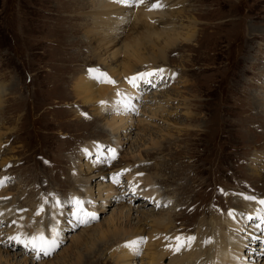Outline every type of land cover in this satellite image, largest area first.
Returning a JSON list of instances; mask_svg holds the SVG:
<instances>
[{"label":"rangeland","instance_id":"rangeland-1","mask_svg":"<svg viewBox=\"0 0 264 264\" xmlns=\"http://www.w3.org/2000/svg\"><path fill=\"white\" fill-rule=\"evenodd\" d=\"M153 1L167 3L159 4L165 14L156 13L158 8L151 6L148 13L152 14L146 12L145 16L148 28L156 29L159 37L146 40L144 45H150L149 49L130 44L131 49L124 51L125 43L146 33V25L141 26L133 15L123 25L115 13L119 22L115 21L113 28L119 36L114 43L99 45L97 38L90 40L84 33L93 29L86 17L95 11L91 0H0V204L4 203L6 211L10 202L15 215L30 219V224L41 227L53 216L61 223H57L60 236L48 238L56 241L48 255L39 256L32 248L8 242L6 247L11 248L2 255L1 264H5L6 256L9 264H24L25 256L27 264L56 262L76 239L79 264H117L118 247L131 237L101 241L94 251L89 245L97 234L88 229L104 231L116 215L119 218L114 222L119 227L122 218L118 202L121 197L131 198L130 183L124 178L130 173L152 183L160 196L171 200L161 201L158 208L150 195H146L145 203L131 202L130 222L136 224V208L144 217L136 228L141 233L139 246L133 245L137 264L140 260L148 264L151 254L163 249L167 252L165 246L174 244L169 228L151 224V213L158 216L168 210L176 235L209 232L206 225L216 222L213 236L217 232L220 238L219 232L225 227L229 233L239 234L241 243L252 242V247L243 246L244 252L230 248L234 254L227 259L236 256L239 260H227L228 264H264V218L247 217L241 203L264 200V107L260 105L264 100V0H127L112 10L124 5L135 7L133 12L138 10L142 15L139 7ZM159 21L167 26L156 28ZM186 33L190 37L185 40ZM173 35L181 38L173 40ZM170 41L174 43L168 47ZM159 48H167L163 60L155 59ZM136 49L141 58L148 59L146 64L140 65L131 56ZM124 65L133 70L132 74L163 72L137 80L133 86L129 80L138 74L122 77ZM168 75L175 77L160 80ZM105 77L115 83L98 79ZM80 79L92 83L86 87L95 91V96L101 86L109 90L103 99L94 98L88 90L78 91ZM119 85H126L124 89L129 85L132 100L115 110L113 93ZM96 112L99 115L95 116ZM126 115L132 116V125L124 139L122 128L113 133L108 125L114 116L117 122L120 118L127 121ZM116 138L121 140L120 149L112 144ZM108 159L110 164H130L118 174L116 188L124 196L114 203L110 200L116 193L104 196L110 176L99 174ZM98 174L103 177L94 176ZM89 175L93 177L85 182ZM74 192L100 200L96 209L92 208L96 219L85 214L88 223L77 224L71 211ZM125 209L122 215L128 211ZM47 213L50 217L45 216ZM230 213L236 217L226 216ZM82 214L79 211L80 217ZM214 215L219 217L213 219ZM2 219L1 236L8 231L7 220ZM220 219L232 222L233 227L228 222L221 224ZM151 231H155L152 236ZM159 235L153 248L152 242ZM82 238L88 246L81 243ZM219 241L225 245L224 238ZM113 242L118 245L111 255L113 251L104 247ZM88 249L94 253L89 255ZM166 259L161 258V263L166 264ZM73 261L76 258L71 257L69 262Z\"/></svg>","mask_w":264,"mask_h":264},{"label":"bare ground","instance_id":"bare-ground-1","mask_svg":"<svg viewBox=\"0 0 264 264\" xmlns=\"http://www.w3.org/2000/svg\"><path fill=\"white\" fill-rule=\"evenodd\" d=\"M91 1H92V4H94V6H95L94 7L95 11L92 14L87 15L86 17L89 18L92 21V26H93L92 28L93 29L88 30V31H86L84 33H85V36H88L90 40H92L93 37L97 38V42H98L99 45H102L101 43H107L108 41L114 43L115 40L117 39V36H119L120 32H118L117 30L114 31V28H113L116 25L115 21H117L116 17L114 16L115 13L118 15V18L119 17L121 18V19L120 18L119 19L122 22L121 24H123V25L125 24V20L128 17H130L131 15H133L134 19L138 18V20L141 21L140 22V23H142L141 26L143 25V23H144V25H146V30H145L146 33H144L142 35H138L135 38H133L132 41H129L128 43H125L123 45V50L124 51L128 50V48H129V50L131 49L129 47L130 44H133V46H131V47H137L138 45H142V48L144 50L149 49L150 45H148L147 47H145V45H144L146 43V40L150 39L151 37H153V38L154 37H156V38L159 37V33H158V31L156 29H149L148 28V24L146 23L147 21L145 20V18H146L145 16L148 13V9L151 6H153V4L164 5V4H167L166 2H155V1H153L152 3H149L148 6H146V5L144 6L143 5V6L139 7L141 9V11H140L139 8H137V9H139L140 12H142V15H140V14H137L138 10H136L137 13L133 12V9L135 7L132 9V8H129V7L126 8L123 5L122 8H120L118 11H113L112 7H115V6L120 5V4H118L117 2H115L116 3L115 4L114 2L109 1V0H91ZM138 2H137V4H138ZM96 3H97V5H96ZM169 6L171 7V5H169ZM157 8H158L157 10H159V11L155 10L156 13L161 14V15L163 13L164 14L166 13V12L160 11V9H161L160 7H157ZM151 14L152 13H150L149 15H151ZM96 22H97V24H96ZM117 22H119V20ZM158 26L159 27L160 26L161 27L167 26V23H165V22L161 23L160 22L155 27L159 29ZM130 27L132 28V26H130ZM56 30H58V29H56ZM104 35H108V37H105ZM172 37H174L173 40L181 38V36H177V35L176 36L173 35ZM189 37H190V35H187V33H186L183 38L186 40ZM173 43L174 42L170 41V42L167 43V46L170 47V45H172ZM64 47H66V46H64ZM87 47H88V45H87ZM59 48L61 50L62 47H59ZM165 49H167V48H165ZM165 49H163V48L160 49L159 48L158 56L156 54L155 59L159 58V59L163 60L164 59ZM65 50H67V49H65ZM67 53H68V51H67ZM131 56L132 57L134 56L136 58V62L139 63L140 65H142V63H144V62L146 64V60H148L146 58H141L137 49L135 51H131ZM70 63H71V61H70ZM127 66L128 65H124L123 66V72H120V75L122 77H125V76L128 77L130 74L133 73V70H131ZM150 67H153V66H150ZM62 70H63V68H62ZM151 72H154V71H151ZM135 74H139V73H135ZM135 74H132L131 76H134ZM78 82H79L78 91L79 92H84L85 90H88V94L91 95V96H94V98L97 97V98L103 99L104 96H102V95L107 90H109V88H103V86H101V87L99 86L100 87L99 88V92L95 96V91H91V90H89L88 87H86V86H89L90 84L92 85L91 82H89L87 79L86 80H81L80 79ZM111 85H108V86H111ZM127 86H128L127 89H124V87H126V85L124 87H122V88H120V85H119V87L116 88L117 92L113 93V95H115V96H113L115 98V100L113 101L112 105L114 104V107L116 108L115 110H118L120 106L123 107L126 103H128V102H130V100H132L131 99L132 98V91L129 89V85H127ZM111 87L114 88V85L111 86ZM116 94H118V95H116ZM123 98H125V99H123ZM88 101L91 102L90 99ZM260 105H261V107H264V100H263V102ZM130 110H132V109L129 108V111ZM262 112L264 114V110H262ZM122 113H126V112L122 111ZM127 114L131 115L130 113H127ZM97 115H99V113L96 112L95 116H97ZM128 115H126L127 117H129L127 121H125L124 118H120V122H117L116 118H118V117L114 116L111 119V123L109 122V125L107 124L108 127L110 128V131H113V133L116 132V130L122 128V131H124V135H123L124 139L128 138L129 132H127V130L129 129L128 127L132 125V119H131L132 116H128ZM123 121H125V122H123ZM107 144H108V147H109V143H107ZM112 144L114 145V148L117 146L118 149H120L121 140L116 138L113 141ZM111 149H113V146L111 147ZM110 163L111 162L109 160L108 162H105L102 165V168H100L101 171H100L99 174H104L105 173V175L107 174V176L104 175V177H103V176H101L99 174L98 175H94V176L95 177L98 176V178L99 177L108 178V175H110V178L111 177L112 178L115 177L116 179H118V177H119L118 174L120 173V171H122L121 174H123L124 170L127 169V167L130 166V164L126 163V162H122L121 163V162L118 161L119 164H114V163L110 164ZM1 165H3V164L1 163ZM124 167H125V169H124ZM92 175H89L88 178H86L84 181L85 182H89L91 180V178L93 177ZM1 178H0V181H1ZM110 178H108L109 179V184L107 185V187H105L104 196L106 195V198H108L113 193H116V197H114V198H112L110 200L111 203L112 202L114 203V201L116 202V199H118V198H120L121 196H124V195L120 194V192H122V191H118V189L116 188V183L113 182L112 178L110 180ZM124 178H126L128 180V182L130 183L129 188H130V192H132V193H130V196L132 198V196L134 195V198L131 199L129 197V198L126 199L125 197H123V198L121 197V201L118 202L119 203L118 206L121 207L119 216H120V218H122V222H119V227H116L114 221L115 220L117 221L118 220L117 218H119L116 215V218H114L113 221H112V219H110L111 222H108L109 225L104 231L103 230L97 231V229L99 227H96L95 229H88L89 231L93 232L92 234H95V233L97 234L96 240L93 241V244L89 245V246H91L92 249H94V248L97 249L96 248V244H98L101 241H103L104 243H108V242H110V240H112L114 238H117V237H123V236L129 237V238L131 237L130 239H127V240L124 239V241L118 247L119 248L118 249V254L119 255L117 257V264H126V263H129L130 260L133 261V263H131V264H137L136 263V257H135V251H136L135 247L133 245H131L130 247L126 246V245H130L131 244L130 242H133V241H135V242L139 241V236L141 237V233H139L136 230V228L144 220V217L142 216V214H141V216L138 215V213H137L138 208H136L135 211H134L136 216H135V219H133V220H136V224L134 225L132 222H130L132 220L131 219V215H130V210H133L131 202L133 200H142V203H143V201L145 203L146 202L145 199H148V197H146V195H150L149 197L153 198L154 206L155 207H157V206L161 207V205H160L161 201L169 202L171 200H165V196H162V195L160 196L159 191H157L154 188L152 183H150L148 181H143L141 179L138 180L137 179L138 177L136 175H134V174H131V173L129 175L125 174ZM79 184H82V181L79 182ZM89 191H90V189H88V191L86 190V193H89ZM128 191L126 193H128ZM134 191H136L137 193L134 192ZM5 193H6V191H5ZM5 193L1 192V194H5ZM78 195L80 197H78V199H76ZM81 195L82 194H79V192L78 193L74 192V196H75L74 200L81 201V204L79 205V209H80L79 211H82L83 214L80 217V219L81 220H88L89 217H87L85 214L95 213L96 211L93 210V209H96L95 204L99 205L101 202H99L100 200H98V201L93 200L92 197L89 196V195H86V196L85 195L81 196ZM84 197H85V199H84ZM81 198H83V199H81ZM104 198H103V201L105 200ZM89 199H91V202L89 201ZM15 200L16 201L14 203L17 202V199H15ZM241 203L244 205V208H245L243 212L246 213V210L248 211V213H246L247 217H250V216L253 215V217L256 220H263V218H264L263 217L264 216V204H261L260 200H258V201L247 200L246 202H241ZM3 204H0V217H1V219H2V217L6 218V220H7L6 223L8 224V227H7L8 231H7L6 234L4 233L5 235L4 234L2 235L3 237L0 235V264H1V260L3 258H5L2 255L4 253L8 254L9 248H11V247H9V248L6 247V244H9L8 242H10V244H13V243L14 244H21L27 249V248H32V247H31L30 244H28L27 247L25 246V244H27L26 240L30 241L33 237H37V236L43 235L46 240L51 241L52 238L48 239L49 237H51V236L55 237L56 235H58V237L60 236L61 223L59 221L55 222V217L54 216H53V218H51V221H49V222L44 221V223H42V225L40 227L37 224H30V219L27 221V220H25V218L22 215H17L16 216L15 215L16 211H14V209L10 206V202H9V209H7L6 211H5V206ZM107 205H109V204H107ZM164 206H165V203H164ZM72 207L74 208V209L73 208L71 209L72 212L78 211V209L75 206V204ZM54 209H56V208L53 206V210ZM124 209L127 212H126V214L122 215ZM153 213H151L152 215H150V216H152V222H151L152 226L159 227V228L160 227L169 228V233H172L171 234V239H173L174 244L165 246V248L168 250L167 252L165 251V249H163V250L157 251L156 253L151 254L149 256L150 261H148V264H162L160 259L164 258V257H167V259L164 260L165 262H167L166 264H228L227 260H231V259H233L234 261L235 260H239V258H237L236 256H232V257H230V259H227L230 254H234L233 252H231L230 248H233V249L236 248L237 251L242 249V252H244V250H243V246L244 245H246V246L249 245V247H252V246H250V244L252 243L251 240H245L244 239L245 243H241L242 240L239 239L240 235L238 234L239 237H237L235 234L229 233L226 230L225 227L223 228L222 232H219L221 234L220 238H218L217 232L213 236V234L215 232V230H213V225L216 227V225H217L216 222H212V223L206 225L205 228L209 229V232L208 231H204L203 232V230L202 231L199 230V231H197L198 233H196V235H194V236H192V235H189V236H186V237L178 236V235L175 234V231H172V229L174 227H172V220L170 218V213L171 212L169 210L166 211L165 213L160 211L159 212L160 215H158V216L153 215ZM155 214H157V213H155ZM229 215H231L233 218L236 217L234 213H230V214H228L226 216H229ZM45 216L50 217V215L48 213L45 214ZM51 217H52V214H51ZM217 217H219V216H215L214 215L213 219L217 218ZM147 218H148V216H147ZM238 218H240V217H238ZM2 221H3V219H2ZM220 222H221V224H225V222H228V220L220 219ZM57 223L60 226H58ZM228 223H231V225H232L231 227H233L232 222H228ZM77 224H84V223H78L77 222ZM94 225H96V224H93L92 226H94ZM199 229H201V227H199ZM155 231L158 232L159 230H155ZM155 231H153V232L151 231L152 233L150 232L151 233L150 236H152ZM13 237H18L21 242L17 243L15 239H11ZM177 237L183 238V240L187 241V244L183 245V247H181L180 251H178V252H176L174 250L176 248L177 244H178V241L176 239ZM188 237H193V238L197 237V238L192 239L191 240V244H189V241L187 240ZM155 238H157V239H154V241L152 242L153 248L157 247V245H156L157 243L155 244V242H157L158 239H160V235L155 237ZM222 238H224L226 246L224 245V243L219 241V240H222ZM83 240H86V239L82 238L81 243L84 244V246H88L87 245V241H83ZM142 240H143V238H141V241ZM183 240H181L180 242L183 243ZM117 245L118 244L115 243V242L109 243L108 245H106L104 247V250H110L111 252L113 250L115 251V249H117ZM135 245L139 246L137 243ZM113 247H115V249ZM218 248H219V250H218ZM254 248L258 250V248H261V246H259L257 248L254 247ZM95 249H94V251H95ZM145 250L146 249L144 248V250L142 251L143 256H144ZM213 250H217L219 253L216 254ZM33 251L35 252V254L38 251L39 256L43 253L42 251H39L38 249H33ZM94 251L91 250V249H88L87 253L90 255V254L94 253ZM114 251L111 253V255H114ZM115 253H116V251H115ZM101 255H102V253H101ZM18 256H20V254ZM71 257L76 258V261H73L72 264H79L81 262V259H80L81 255L79 253V242L77 241V239L74 241L73 246H71L66 252H64L60 257H58L56 259L57 260L56 262H50L49 261V263H41V264H71V262H69L71 260ZM125 258H127V259H125ZM22 259H23L22 263L25 264L27 262V260H28V257L25 256V257H22ZM43 260H41V261H43ZM139 262H140L139 264H145L144 261L142 262L140 260ZM5 264H9V262L7 261V256H6ZM32 264H33V262H32ZM107 264H108V262H107ZM112 264H113V262H112Z\"/></svg>","mask_w":264,"mask_h":264},{"label":"snow or ice","instance_id":"snow-or-ice-1","mask_svg":"<svg viewBox=\"0 0 264 264\" xmlns=\"http://www.w3.org/2000/svg\"><path fill=\"white\" fill-rule=\"evenodd\" d=\"M114 2L126 3L127 0H114ZM133 2H135V0H133ZM159 6H160L159 4H153V8H156V7H159ZM91 71H93V70H90V72ZM162 72H163V70L159 69V70H156V72L141 73V74H138V76L131 78L129 80V83H132L133 86H135V81H137V80H145V78L152 77V76L156 75L157 73H162ZM98 79H100V82L115 83L114 81H111L110 79H107L106 77L105 78H98ZM126 107H130V106L126 105ZM109 151H112L114 153V150L110 149ZM112 158L114 159L115 156L113 155ZM113 182L116 183V182H118V180L114 177L113 178ZM246 199H252V197H246ZM260 203L264 204V200H261ZM57 204L59 205V202H57ZM74 204L77 207L78 211L73 213V217L77 220L78 223H87L88 222L87 220H81L80 216H79V205L81 204V201L75 200ZM87 215L90 217V219H93V220L96 219V216H95L94 213L87 214ZM11 239H15L17 243L21 242L18 237H13ZM176 239L178 241V244H177V246H176V248L174 250L176 252H178V251H180V248L183 247V243L180 242L181 241L180 237H177ZM192 239H194V238L193 237H188L187 238V240L189 242ZM136 243L137 242L133 241V242H131L130 245H126V246L130 247L131 245H134ZM28 244H30L33 249H38L39 251H42L44 253V255H48L50 253V251L54 250L55 247H56V241L55 240H51V241L46 240L43 235H40V236H37V237H33L30 241L27 242V244H25V246L27 247Z\"/></svg>","mask_w":264,"mask_h":264}]
</instances>
